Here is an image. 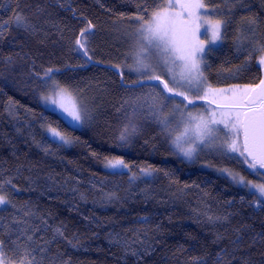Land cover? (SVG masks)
<instances>
[{"label":"trees","instance_id":"16d2710c","mask_svg":"<svg viewBox=\"0 0 264 264\" xmlns=\"http://www.w3.org/2000/svg\"><path fill=\"white\" fill-rule=\"evenodd\" d=\"M164 1L0 0V22L22 10L35 29L13 24L0 38V175L12 178L16 190L6 194L17 208L35 213L29 219L40 226L38 237L51 239L57 227L64 232L48 246L53 264H264L258 236L264 211L255 197L227 176L181 159L154 115V90L161 93L163 85L145 81L141 87L112 63L130 61L116 25L147 18ZM242 3L223 26L221 44L207 51L204 74L212 86L256 85L261 78L259 44L244 40L241 17L258 18L253 39L264 42V0ZM226 16V10L213 14ZM88 21L95 27L85 56L75 39ZM49 67L59 69L61 85L91 104L85 127L68 126L41 103L44 90L33 74ZM125 125L136 132L117 146ZM47 126L73 144L53 142ZM110 157H122L130 170L105 169L102 162ZM149 166L157 171L131 179V171ZM14 212L9 206L4 215ZM253 237L258 242L249 247Z\"/></svg>","mask_w":264,"mask_h":264},{"label":"snow or ice","instance_id":"6c2138e0","mask_svg":"<svg viewBox=\"0 0 264 264\" xmlns=\"http://www.w3.org/2000/svg\"><path fill=\"white\" fill-rule=\"evenodd\" d=\"M237 5L245 7L242 0H219V2L208 0V3H205V0H182L179 3V11H169L176 7L175 4L169 2L166 7L154 11L149 21H145L144 15L136 16L134 19L140 21V27L135 34L138 50L134 56L135 68L133 70L146 77L147 81H159L163 85L162 92L157 93L159 99L152 97V101L153 107L156 109L154 115L162 117L158 119V122L163 125L166 131L169 129L170 120L163 114L166 107L165 102L177 97L183 98L180 103L187 101V104L184 105L185 110H182L179 104L173 110V114H180V123L185 126L183 133L176 135L172 140L173 149L178 154L192 160L198 151L209 148L216 150L228 159H236L247 165L248 169L253 170L257 175H264L260 172V170H264V79H261L256 85H246L243 88L239 86L213 88L207 84L201 69L205 55L204 42L196 38L195 21L199 20L201 15L215 14L219 9L221 12L227 11L225 19L212 21V39L213 41L219 40L221 27L228 23ZM63 6L60 4V7ZM209 6L212 8L211 12L207 11ZM157 7L160 8L159 5ZM16 9H19L18 2ZM200 10H204V12L200 13ZM141 11L146 14V9H141ZM241 19L247 25L245 30L247 34L244 36V40L259 44L258 50L261 55L258 64L264 65V42L253 39L257 35L259 20L255 16L241 17ZM13 24L26 32L35 30L22 10H14L13 16L0 22V38L3 37L4 31ZM94 27L95 25L88 21L87 26L81 29L75 39L77 50L83 49L85 56H87L88 38L90 35H94L92 31ZM149 48H155L162 54L161 61L156 67L147 63L146 57L143 55ZM88 59L91 60V57ZM177 61L182 62L179 65L181 71L178 75L174 71ZM129 67L131 68V66ZM157 67H163L166 70L169 75L168 81L163 80L161 75L157 74ZM57 72H59L58 68L49 67L43 71L42 75L40 73L33 74L38 81V87L44 90L40 98L46 108L58 115V119H62L68 126H79L91 117L87 108L78 103L69 89L62 86L56 79ZM138 83L142 87L144 81L141 80ZM193 86H195L196 93L201 91L203 93L202 95L197 94L195 99L207 101L209 105H215V107L206 108L203 113L196 114L186 111L189 105L196 106L194 99L188 95V91L193 90ZM154 87L156 86L154 85ZM182 88L187 90H180ZM48 131L53 142L60 145L71 143L67 135L56 128L49 126ZM221 131L224 132V139L217 143L219 137L216 133ZM135 132V125H125L118 136L120 144L117 146L127 143L129 137ZM237 153L238 155H234ZM105 159L107 160L106 167L121 170L129 168L123 159ZM155 171L157 170L150 166L141 168V172L145 176H151ZM219 171L226 174L233 183L247 188L255 197V207L264 211V183H253L227 168H221ZM137 178L133 173L131 179ZM10 189L16 190L12 178H4L0 175V264H53V261L48 260L46 256L49 251L48 246L56 240L57 236L63 237L64 232L57 227L54 229L51 239H45L43 236L38 237L37 233L41 231V228L30 223L29 219L35 213L27 206L18 209L9 198ZM9 206L15 210L10 218L4 215ZM212 219L209 217V220ZM215 219L227 220V217H216ZM43 223L47 224L46 221ZM258 236L259 242L264 243V234H258ZM257 242V237H253L249 247ZM69 243L72 244L71 241ZM72 247H76V245L72 244ZM226 255L228 253L225 250ZM220 259L223 260L224 257H220ZM56 264H70V261L57 260ZM226 264H231V261L227 260ZM245 264H251V262L246 260Z\"/></svg>","mask_w":264,"mask_h":264},{"label":"rangeland","instance_id":"374dc122","mask_svg":"<svg viewBox=\"0 0 264 264\" xmlns=\"http://www.w3.org/2000/svg\"><path fill=\"white\" fill-rule=\"evenodd\" d=\"M169 2L176 5L175 8L169 9V11H172V12L179 11V3H181L182 0H165L163 2V4L160 6V8H157L154 11L161 10V8L166 7L169 4ZM154 11H152L149 14V16L147 18H145V21L151 20L152 13ZM207 11L211 12L212 9L208 8ZM203 12H204V10H200V13H203ZM200 13H198V15H200ZM135 17L136 16L124 19L116 25L117 26L116 28H117V31L119 32L120 37L122 39H124L127 46L129 47V50L126 54L130 55V61L128 63H126L124 60L123 61L114 60V61H112V63L119 70L127 69V71H129L130 74L134 75L133 81L136 84H138L139 81L143 80L145 82V81H147V79H146V77L141 76L140 73L133 70L135 68L134 56H135L136 51L138 50V45L136 44L135 34H136L137 29L140 27V21L134 19ZM214 20H216V18H214L213 15H208V16L201 15V18L199 20L195 21L196 38L198 40L204 42V48H205V55H204L203 62L201 64V69L203 72H204V63H205L207 51L210 48H216L222 42L223 26L221 27L220 39L216 40V41H213V39H212V32H213L212 21H214ZM115 37L118 39L120 38L119 36L117 37V35ZM143 55H144V57H146L147 63H150L154 67H156L161 61V55L162 54L155 48H149L148 51L145 52ZM260 55L258 57V60L260 58ZM120 58L123 59L124 56H120ZM176 63H177V66L174 67V71L178 75L181 71V67L179 65H181L182 62L177 61ZM129 66H131V68ZM260 66H263V65H260ZM156 71H157V74L161 75V78L163 80H166V81L169 80V75L166 73V70L163 67H157ZM204 76H205V74H204ZM155 82H159V81H155ZM207 84H209V83L207 82ZM246 85H250V84H232V85H227V86H212L211 85V86L213 88H230L233 86H239L240 88H243ZM62 86H64V85H62ZM169 86L170 87L172 86L170 81H169ZM180 90L186 91L187 89L182 88ZM69 91L71 92L73 98H75L78 103L82 104L84 107L87 108L89 116L91 117V109H90L91 104L88 103L86 101V99L84 97H82L80 94L73 93L70 89H69ZM197 94L202 95L203 93H202V91L199 93H196L195 92V86H193V90L188 91V95L194 99L196 106L189 105L188 108L186 109V111H191L194 114H196V113H203L206 108L211 109V108L215 107V105H209L207 103V101L195 99ZM40 97H41V95H40ZM154 97H157L155 90H154ZM157 99H159V98H157ZM182 99H183L182 97H177L174 100L166 101L165 102L166 107L163 110L164 116H167L168 119L170 120V125H169V129L167 130V132L169 133L170 138H171V140H170L171 145H172V140L174 139V137L176 135H180L181 133H183L184 127H185L183 124L180 123V114L179 113L173 114V110L175 109V107L178 104L182 110H185L184 105L187 104V101L180 103V101ZM40 101L44 105L41 98H40ZM159 118H162V117H159ZM88 121H89V119H86L81 125L74 126V127L83 128L87 125ZM159 125H160L161 129L165 130L162 124L159 123ZM48 127L49 126L46 127V133L50 137L51 134L48 131ZM220 127L222 128L223 126H220ZM216 135L219 137V140L217 141V143L222 142L224 139V132L223 131L218 132V133H216ZM68 138L70 139L71 143H68L66 145H72L73 139L70 137H68ZM178 155L184 161L197 163V165L203 169H208V170L214 171L216 173L222 174L219 171V169L227 168V169H230L231 171H233L234 173H238L239 175L243 176L246 180H251L253 183H264V176L263 175H257L253 170L248 169L247 165H245L241 162H238V160H236V159H228L227 157L220 155L216 150H213V149L204 148L202 151H198V154H196L192 160L186 159L181 154H178ZM234 155H238V153L234 154ZM112 158L123 159L122 157H110L107 159H112ZM106 164H107V160L105 159L102 162V166L105 169L110 170V171H129L130 170V165H129V168H125V169L121 170V169H112V168L106 167ZM133 173H135L137 177H147L141 172V169L137 172L131 171V175H133ZM222 175L227 176L226 174H222ZM245 189H247V188H245Z\"/></svg>","mask_w":264,"mask_h":264},{"label":"water","instance_id":"95a60500","mask_svg":"<svg viewBox=\"0 0 264 264\" xmlns=\"http://www.w3.org/2000/svg\"><path fill=\"white\" fill-rule=\"evenodd\" d=\"M116 70H117V69H116ZM117 71L120 72L119 70H117ZM261 79H264V65L262 66V70H261V78H260V80H261ZM260 80H259V81H260ZM258 83H259V82H258ZM258 83H257V84H258ZM262 172L264 173V170H262Z\"/></svg>","mask_w":264,"mask_h":264},{"label":"flooded vegetation","instance_id":"af4514ba","mask_svg":"<svg viewBox=\"0 0 264 264\" xmlns=\"http://www.w3.org/2000/svg\"><path fill=\"white\" fill-rule=\"evenodd\" d=\"M260 172L263 173L262 170H260ZM263 176H264V175H263Z\"/></svg>","mask_w":264,"mask_h":264}]
</instances>
